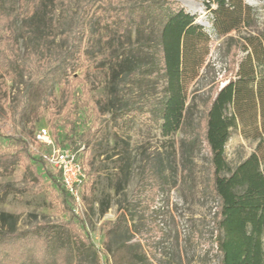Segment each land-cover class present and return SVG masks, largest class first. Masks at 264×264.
<instances>
[{
  "label": "trees",
  "instance_id": "1",
  "mask_svg": "<svg viewBox=\"0 0 264 264\" xmlns=\"http://www.w3.org/2000/svg\"><path fill=\"white\" fill-rule=\"evenodd\" d=\"M182 1L0 0V109L7 110V80L23 85L24 89H19L15 96L16 106L9 110L13 111L14 118L29 113L31 124L44 113L50 115L55 141L77 155L87 175L83 192L90 182L84 158L101 128L95 121L82 131L79 119L81 112L91 115L105 112L106 103L96 100L92 94L101 84L99 70L106 69L110 101L123 104L125 112L120 118L124 121L136 112L128 83L164 77L166 98L158 109L163 133H175L189 122L187 84L197 76L205 61V55L197 53L196 43L197 39L207 41L208 36ZM200 1L212 13V26L219 34L240 31L249 25L247 16L251 8L242 3ZM18 20L27 46L24 55L19 45ZM56 32L64 35L68 50L56 44ZM233 47L247 56L238 61L237 79L231 78L215 88L200 123L203 142L210 154L208 188L219 200L215 223L216 243L222 254L220 264H264V152L261 148L264 138L248 158L225 174L228 168L225 145L237 126L235 116H229L228 109L247 100L255 101V94L248 86L257 80L253 62L255 58H264V36L244 37ZM62 124L65 137L58 142L57 128ZM4 129L9 133L6 126L0 133ZM7 137L10 144L7 150L0 151V170L11 173L17 165L24 166L27 182L33 186L44 185L38 169V164H46L42 155L36 156L22 135L8 134ZM51 181L59 191L67 220L44 222L23 231L0 232V264H54V248L56 243L58 249L62 247L66 230L75 244L93 245L85 220L74 213L72 198L61 183L53 178ZM149 203H154L153 197ZM120 222L111 226L106 221L107 238ZM96 262L102 263L98 255ZM103 264L151 262L133 249L132 244L123 243Z\"/></svg>",
  "mask_w": 264,
  "mask_h": 264
},
{
  "label": "rangeland",
  "instance_id": "2",
  "mask_svg": "<svg viewBox=\"0 0 264 264\" xmlns=\"http://www.w3.org/2000/svg\"><path fill=\"white\" fill-rule=\"evenodd\" d=\"M228 1L236 5L242 3L251 10L247 16L249 25L227 34L216 32L212 26L213 15L200 0L182 1L208 39L205 42L197 39L195 49L205 55V61L197 76L187 84L190 118L181 130L169 135L162 130L163 120L158 109L166 98L164 77L128 83L136 112L124 121L120 118L125 112L123 104L110 101L106 69L98 71L101 84L92 94L96 100L106 103L105 112L101 115L81 112L79 119L82 131L95 121L101 128L84 158L90 182L83 192L81 217L93 245L75 244L66 230L64 243H59L62 247L58 249L56 243L54 248V264H97L96 255L103 264L123 243L132 244L151 264L221 263L215 223L219 200L208 188L210 154L203 142L200 123L215 88L231 78L237 79L238 61L247 56L241 49L234 50L233 45L244 37L264 36V0ZM16 25L24 55L27 46L21 36V20ZM131 29L134 33V26ZM132 38L134 41V34ZM55 42L68 50L64 35L57 33ZM253 63L257 80L248 90L255 94V101L245 97L247 101L228 109V115L235 116L237 126L225 145L226 175L248 158L264 138V58H255ZM7 86L9 100L7 110L0 109V129L6 126L9 133L5 129L0 133V151L8 149V134H20L29 141L30 150L39 156L44 149L34 142L35 133L40 128H48L53 135L50 115L42 114L34 124L29 113L14 118L9 108L16 106L15 96L24 86L9 80ZM56 94L59 97L58 87ZM57 122L60 124V120ZM57 131L58 142H61L65 137L63 124ZM261 148L264 152V143ZM23 167L17 165L11 173L0 170V232L23 231L40 223L67 220L68 214L58 198L59 191L51 181L53 178L61 183L60 174L48 164H38L45 184L33 186L27 182ZM152 197L154 203L150 204ZM106 221H110L111 226L120 222L108 238L104 228Z\"/></svg>",
  "mask_w": 264,
  "mask_h": 264
},
{
  "label": "built area",
  "instance_id": "3",
  "mask_svg": "<svg viewBox=\"0 0 264 264\" xmlns=\"http://www.w3.org/2000/svg\"><path fill=\"white\" fill-rule=\"evenodd\" d=\"M34 142L44 149L41 155L46 164L60 174L61 185L72 198L74 213L82 216V190L88 178L77 155L70 148L59 146L48 128H40L35 133Z\"/></svg>",
  "mask_w": 264,
  "mask_h": 264
},
{
  "label": "bare ground",
  "instance_id": "4",
  "mask_svg": "<svg viewBox=\"0 0 264 264\" xmlns=\"http://www.w3.org/2000/svg\"><path fill=\"white\" fill-rule=\"evenodd\" d=\"M202 13H203V10H202V8L200 7V9H199Z\"/></svg>",
  "mask_w": 264,
  "mask_h": 264
}]
</instances>
